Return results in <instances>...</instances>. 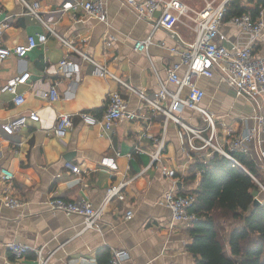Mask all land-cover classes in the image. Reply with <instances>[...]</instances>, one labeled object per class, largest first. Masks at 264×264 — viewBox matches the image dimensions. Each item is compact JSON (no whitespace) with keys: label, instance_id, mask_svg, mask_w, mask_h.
<instances>
[{"label":"crops","instance_id":"obj_1","mask_svg":"<svg viewBox=\"0 0 264 264\" xmlns=\"http://www.w3.org/2000/svg\"><path fill=\"white\" fill-rule=\"evenodd\" d=\"M28 1L40 2L41 12L45 17H53L51 25L60 35L107 66L117 77L152 95L160 89L159 79L166 81L167 69L180 60L171 49L194 42V26L201 13L225 0H178L187 12L172 31L159 29L153 34L155 43L148 53L135 50V43L152 34V21L140 18L125 6V0H106L107 23L81 10L63 11V5L69 0ZM243 1L254 10L256 1ZM0 6L10 18V27L0 38L2 48L24 44L29 36L48 34L19 0H0ZM159 16L160 12H156L154 18ZM261 17L264 19V8ZM216 41L231 47L235 43L247 44L249 39L240 28L227 22ZM253 46L255 54L264 58V32ZM65 57L79 65L78 73L58 71V64ZM47 68L50 70L45 73ZM94 69L91 62L50 35L45 44L31 50L25 58L13 55L0 62V174L2 169H7L15 176L9 185L0 180V264H38L34 252L22 258L14 257L7 249L13 242L25 243L32 249L44 247L46 255L53 253L51 264H110L115 250L129 252L124 264H196L194 255L187 250L188 226L173 222L169 209L160 201L170 191L185 194L197 190L201 180L197 160L204 154L188 151L187 133L170 122L162 162L152 166L149 152L157 148L153 139L161 136L164 117L151 109L145 110L147 120L122 118L111 130L86 124L80 113L90 112L101 118L114 92L128 100L131 110L141 104L139 97L116 79L101 77ZM185 73L183 66L180 77ZM14 81L18 82V94L25 97L20 106L7 91ZM54 81H59L60 97L51 102L45 93ZM197 85L206 93L200 107L215 115L221 141L256 126L255 103L237 95L222 75L198 78ZM168 88L173 92L180 90L183 99L188 96V89H180L176 83H168ZM31 112L39 115L38 122L30 121L12 136L3 132L2 127L8 121ZM63 114L71 115L74 128L66 138L60 139L53 129ZM179 117L196 130L206 127L197 110L185 108ZM145 132L148 137L141 140ZM136 145L147 153L136 152ZM263 152L264 131H259L243 156L255 168L261 182L243 165L242 168L264 187ZM105 156L117 160V171L111 172L101 165ZM67 163L79 166L81 172H73ZM164 168L174 176L168 177ZM191 176L196 179L189 181ZM122 183H128L122 190L124 200L115 197L106 204L95 229L85 230L84 218L80 215L48 209L51 198L74 201L85 198L95 208L102 207L107 190ZM11 197L21 199L24 205L8 207L5 200ZM129 212L133 215L131 219L127 218ZM238 224L236 221L225 224L227 238Z\"/></svg>","mask_w":264,"mask_h":264},{"label":"built area","instance_id":"obj_2","mask_svg":"<svg viewBox=\"0 0 264 264\" xmlns=\"http://www.w3.org/2000/svg\"><path fill=\"white\" fill-rule=\"evenodd\" d=\"M24 5L28 14L36 18L44 25L50 36L58 39L69 50L77 53L80 57L91 62L94 66V73L101 77H112L116 79L130 93L139 97L141 104L136 110L129 108V102L121 93L114 92L110 94L107 109L101 118L96 117L90 112H82L80 116L82 120L89 125H101L106 130H111L122 118H127L129 121H143L148 117L145 115L146 109H151L155 113H160L164 117L163 131L160 137L154 138L157 148L153 152H149L151 156V165H156L162 162V154L166 146L167 128L170 122L178 124L186 133L187 150L194 154H204L207 150L211 155L214 152L220 153L232 160L235 164L243 167L237 160L235 154H246L249 150V145L256 138V133L264 131V58L258 57L254 51V43L264 32V19L261 17L263 8L260 10V17L254 18L251 13H245L239 16H233L226 19L228 5L231 0H225L216 6L214 9L202 12L194 26L195 40L184 48L174 46L171 52L178 55L180 60L173 63L168 69V79L162 81L159 79L160 89L157 93L148 95L144 91L134 88L123 78L113 74L107 66L95 61L88 54L83 52L73 41L64 38L51 25L52 16L45 17L41 12L39 1L29 2L28 0H19ZM125 6L134 11L140 18L152 21V34L146 39L135 43V50L148 53L151 46L154 45L153 34L159 29L172 31L175 24L180 20L187 10L178 0H125ZM63 11L81 10L85 15L94 17L101 22H108L109 11L106 0H69L63 5ZM160 12V16L156 19L154 15ZM231 23L240 28L246 33L249 41L247 44L235 43L231 47H225L217 43V38L221 34V29L225 23ZM10 27V18L5 15L3 8L0 6V38L5 31ZM47 33H41L34 36H29L27 42L17 45L13 48H2L0 46V62L4 58L17 56L25 58L29 52L39 45L45 44L49 38ZM185 66L186 73L180 77L179 71ZM50 68L45 70L48 73ZM58 71L64 74L78 73L79 65L65 57L58 64ZM215 74L222 75L224 81L237 93L239 96H246L255 103L254 120L256 126L247 128L240 134L233 135L221 141L218 135L215 115L208 110L200 107L205 98V91L197 85V79L201 77L212 78ZM168 83H176L180 89L187 88L188 96L183 99L180 96V90L173 92L168 88ZM18 82L14 81L7 87V91L14 95V102L17 106L25 102L24 95L18 94ZM59 81H54L45 96L51 102L59 99L58 91ZM188 108L197 110L206 123V127L201 130H196L186 124L180 117L179 113L183 109ZM39 115L35 112L21 115L8 121L2 127L3 132L12 136L28 123L38 122ZM74 128V121L71 115L63 114L58 117L53 133L60 139L68 136ZM207 133L205 136L204 134ZM147 136L145 132L141 136L143 140ZM136 152H145L140 145L135 146ZM264 155V152H263ZM101 165L110 169L111 172L118 170L119 166L114 157L105 156L101 160ZM73 172L80 173L81 168L77 165L67 163ZM165 174L168 177L174 176L173 172L168 168H164ZM200 172V171H199ZM248 172V171H247ZM254 180L260 185L259 181L251 175ZM15 176L7 169H2L0 180L7 185L11 184ZM128 183H122L119 186H112L107 190V200L104 206L95 208L93 204L85 199L68 200L64 198H51L48 201V209L53 212H63L67 214H76L84 218V229H95L98 227L99 221L102 219L106 204L113 198L117 197L124 200L122 195L123 188ZM263 187V186H262ZM196 195L194 193L180 194L170 191L161 199V204L167 207L171 213L173 222H182L187 226L196 220L198 216L192 211L196 203ZM5 203L10 208H16L24 205V202L17 198L11 197L5 200ZM132 213L127 215L128 219L132 218ZM7 249L16 258H22L29 252L36 254L38 264H51L53 253L46 255L44 247L32 249L29 245L21 242H13L7 245ZM129 258L127 250H115L112 252L110 264H124Z\"/></svg>","mask_w":264,"mask_h":264},{"label":"trees","instance_id":"obj_3","mask_svg":"<svg viewBox=\"0 0 264 264\" xmlns=\"http://www.w3.org/2000/svg\"><path fill=\"white\" fill-rule=\"evenodd\" d=\"M243 2L231 0L227 20L245 13L256 19L264 8V0H248L256 3L254 10ZM208 153L197 160L201 180L192 192L197 198L192 211L198 220L188 225V252L196 264H264V191L250 175L261 182L257 171L242 153L235 157L250 173L220 153ZM229 221L239 224L227 238Z\"/></svg>","mask_w":264,"mask_h":264},{"label":"water","instance_id":"obj_4","mask_svg":"<svg viewBox=\"0 0 264 264\" xmlns=\"http://www.w3.org/2000/svg\"><path fill=\"white\" fill-rule=\"evenodd\" d=\"M262 190L264 191V187L262 188ZM256 203H260L259 199L256 200Z\"/></svg>","mask_w":264,"mask_h":264}]
</instances>
